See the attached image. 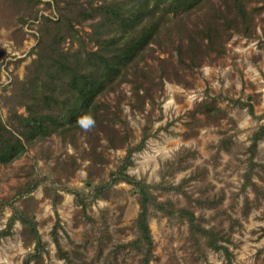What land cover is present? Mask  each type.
<instances>
[{
  "label": "rangeland",
  "instance_id": "1",
  "mask_svg": "<svg viewBox=\"0 0 264 264\" xmlns=\"http://www.w3.org/2000/svg\"><path fill=\"white\" fill-rule=\"evenodd\" d=\"M218 1L202 0L199 9L169 14L161 22L156 40L126 68L129 80L123 78L97 97L99 110L126 135L123 146L109 147L100 134L88 130L69 132L68 140L51 133L0 165V231L17 206L33 214L44 242L42 264H68L57 255L53 237L60 247L71 253L76 250L92 264H142L137 249L127 243L135 235L132 220L138 209L137 188L122 180L112 182V173L122 163L125 148L138 143L145 128L147 137L131 151L125 172L149 184L157 199L169 198L175 206H187L201 224L228 231L225 243L231 251V264H264V135L251 156L247 150L252 130L264 121V0H247L249 5L261 7L250 35L230 33L223 41V52L210 51L192 69L176 60L175 46L186 41L188 32ZM2 4L0 1V117L5 121L11 106L5 96L13 77L21 78L35 55L40 15L57 18V11L52 0H38L17 21L19 12L9 5L1 13ZM75 26L86 39L88 20ZM68 42L65 39L62 44L68 46ZM161 57H167L177 71L168 69L170 79L161 75L158 86ZM140 68L153 79L146 84L151 98L142 107L134 99L131 83L144 73ZM206 95L214 97L226 115L217 124L187 128V109ZM15 107L24 112L23 106ZM220 136L229 137L223 143L225 150H217ZM89 146L97 151L96 162L87 153ZM178 157L179 163L173 160ZM165 160L170 162L162 166ZM248 167L250 182L246 183ZM27 180L36 185L20 194ZM158 182L162 187L152 186ZM25 195L31 198L25 200ZM147 223L152 238L149 264L225 263L222 251L205 247L201 237L195 242L188 236L186 222L177 213L165 214L149 206ZM19 230L20 224L14 220L7 233L0 232V264H20L31 250V244L22 243ZM73 260L70 264L80 261Z\"/></svg>",
  "mask_w": 264,
  "mask_h": 264
},
{
  "label": "trees",
  "instance_id": "2",
  "mask_svg": "<svg viewBox=\"0 0 264 264\" xmlns=\"http://www.w3.org/2000/svg\"><path fill=\"white\" fill-rule=\"evenodd\" d=\"M0 1L3 3L1 13L10 5V8L19 12L16 15L17 21H22V12H29L38 0ZM201 1L52 0L57 18L40 15L39 35L33 51L35 55L26 65L24 75L21 78L13 77L10 93L5 96L11 100V106L7 109L5 121L0 117V165L8 164L23 153L27 145L51 133H57L62 140H68L69 132L88 130L100 134L109 147L123 146L126 135L118 132L106 112L99 110L97 97L113 89L123 78L127 79L126 68L131 61L141 58L145 47L156 40L154 36L169 14L199 9ZM260 8L249 5L247 0H219L217 6L211 4V9L204 13V19L188 32L186 41L175 46L178 64L192 69L202 63L210 51L223 52V41L230 33L250 35L254 17ZM85 20H88L89 27L84 31L86 39L78 33L75 26ZM65 39L69 41L68 46L62 44ZM73 42H76L74 47L71 46ZM160 60L162 65L156 81L158 86L162 84L161 75L170 79L168 69L177 71L167 57H161ZM142 75L131 82L134 99L139 107H142L146 99L151 98V89L146 84L153 82L145 72ZM16 105L23 106L24 112H17ZM248 110L252 111L250 104ZM225 115V110L215 104L214 97L206 95L187 109L185 125L189 129H195L209 123L217 124ZM89 117L93 123L86 127L81 121L86 123V118ZM263 135L264 121L250 134L247 145L249 156L254 152L257 140ZM146 137L147 131L144 128L138 143L125 148L122 163L112 173V182L122 180L137 188L138 209L132 220L135 235L127 243L137 249L142 264H149L152 238L147 213L149 206H152L165 214L177 213L183 217L191 239L197 242L200 237L203 238L205 247L222 251L224 264H231V251L225 243L228 231L201 224L197 215L187 206H175L169 198L157 199L149 189V184L125 172L126 166L131 162V151L139 148ZM228 138L220 136L216 142L217 150L227 148L223 143ZM87 153L89 156L92 154V162L99 160L95 157L97 151L94 146H89ZM173 160L179 163L181 158ZM169 162L170 160H165L162 166ZM244 181L250 182L249 167L244 173ZM35 185V182L27 180L18 192L27 193ZM152 186L162 187L160 182ZM46 191L47 187L44 186L43 193ZM74 194L77 196L78 192L74 191ZM29 198L31 195L23 197L25 200ZM14 220L20 224L22 243L32 245L31 250L22 256L20 264H42L44 242L40 239L33 214L17 206L13 207L6 227L0 232L7 233ZM55 226L52 231H55ZM53 239L57 255L68 264L74 262L73 258L80 259L77 264H92L82 259L76 250L71 253L70 249L60 247L56 237Z\"/></svg>",
  "mask_w": 264,
  "mask_h": 264
},
{
  "label": "clouds",
  "instance_id": "3",
  "mask_svg": "<svg viewBox=\"0 0 264 264\" xmlns=\"http://www.w3.org/2000/svg\"><path fill=\"white\" fill-rule=\"evenodd\" d=\"M81 123L87 127V126L91 125L93 123V121L89 117V118H86V123H85V121H81Z\"/></svg>",
  "mask_w": 264,
  "mask_h": 264
}]
</instances>
